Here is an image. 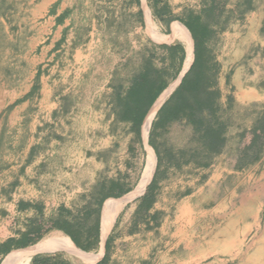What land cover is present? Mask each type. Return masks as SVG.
Masks as SVG:
<instances>
[{"label":"crops","instance_id":"0c3cea01","mask_svg":"<svg viewBox=\"0 0 264 264\" xmlns=\"http://www.w3.org/2000/svg\"><path fill=\"white\" fill-rule=\"evenodd\" d=\"M204 1L162 3L167 16L184 19L187 4ZM13 2L18 8L12 11ZM245 3L252 9L240 17L234 13L217 36L228 40L224 83L231 107L244 110L264 105V77L259 76L264 70V0H226V9ZM167 16L158 21L147 0H0V192L7 202L17 200L15 209H1L0 231L15 218L18 233L23 231L33 211L19 210V203L40 205L44 218L64 207L80 212L82 220L95 207L91 198L119 188L113 194L118 198L105 199L101 206L97 254L84 253L62 232L51 231L34 246L0 256V264H21L28 256L30 264L35 255L53 252H63L73 264H97L107 238V264H264V149L258 160L239 168L229 150L207 168L161 167L152 207L140 220L133 215L155 170V156L145 145L151 125L146 129V120L154 118L179 78L142 124L143 168L150 160L151 169L136 197L143 155L138 149L129 154L128 126L114 123L110 84L127 60L145 54L149 41L150 46L154 41L183 45L182 74L188 69L193 42L180 23H164ZM215 60L220 74L224 65ZM154 214L158 227H153ZM9 238L17 236L0 243Z\"/></svg>","mask_w":264,"mask_h":264},{"label":"trees","instance_id":"16d2710c","mask_svg":"<svg viewBox=\"0 0 264 264\" xmlns=\"http://www.w3.org/2000/svg\"><path fill=\"white\" fill-rule=\"evenodd\" d=\"M154 17L162 21L167 16L165 0H147ZM162 3V6H160ZM249 3L236 5L231 11L226 9V0H206L198 12L188 10L184 19H172L169 15L164 23H180L188 31L193 42V61L181 78L179 85L157 110L148 132L147 145L155 156V170L151 182L144 193L135 201L133 215L140 220L152 207L154 180L160 168L180 170L183 166L193 165L207 168L215 158L229 150V157H235L236 166L252 164L264 149V105L255 107L254 118L249 127L240 128L228 138V125L219 118L221 92L218 88V66L211 48L218 33L227 28L230 17L237 13L240 17L251 10ZM186 52L181 44L155 45L139 57L135 65L132 58L122 68L128 69L125 77L121 70L115 72L110 84L112 90L111 111L114 123L127 125L130 135L128 152L131 156L140 150L144 155L141 127L154 102L171 82L177 79L183 69ZM157 61L160 64H157ZM228 81V80H227ZM229 108L231 97L228 96ZM180 124L190 130L189 145L174 150L165 145L164 137L172 125ZM231 141V144H230ZM229 145H231L229 147ZM143 168V165H142ZM142 171V169H141ZM113 186L106 197L91 198L95 207L83 213H72L60 207L53 216L44 218L42 207L38 204L19 203V210L32 209L33 215L23 224L24 229L17 238H9L0 243V256L11 251L23 250L36 245L51 231L62 232L72 244L84 253H96L99 249V215L105 199H116ZM122 193V190H119ZM92 202L90 203V205ZM2 214L4 212L1 211ZM153 227H158L157 214L151 217ZM146 229L151 227L146 224ZM108 238L103 246V255L97 264H107L109 260ZM1 262V259H0ZM30 264H73L63 252L35 255ZM115 264V263H112Z\"/></svg>","mask_w":264,"mask_h":264},{"label":"rangeland","instance_id":"374dc122","mask_svg":"<svg viewBox=\"0 0 264 264\" xmlns=\"http://www.w3.org/2000/svg\"><path fill=\"white\" fill-rule=\"evenodd\" d=\"M5 4H8V3H5ZM200 4L199 5L197 3L196 4L195 3L187 4V6H188L187 9L188 10H193L195 12H198L199 11L198 6H200ZM17 6H18V4H16L14 6V2H13L12 11L14 10L15 7L17 9L18 8ZM182 38L186 41V45H188V43L190 41L189 38L188 37L186 38L185 36H183ZM226 41H228L226 39V37L221 35L220 37H217L214 42H212L211 48L213 50L214 57L217 58V60H218V62L220 64L224 65L223 70L218 75V79H219V82H220V84H218L219 85L218 87H220V89L222 91V94H223V96L219 100L220 111H219L218 115H219L220 120H222L223 122L227 123V125H228L227 136H228V138H232L233 135L237 132L238 129L250 126V124H251V122H252V120L254 118L253 111L256 108L253 107L252 105H250L249 109L247 107L246 110H244L242 107H236V106L229 108V101H227V98L229 96V86L227 85V83L226 84L224 83L225 82V78H226V76L229 73V49L228 48L226 49V47L223 46L224 42L226 43ZM155 42L156 41H154V44H156ZM150 44H151V42L149 41L147 49L151 47ZM140 55L141 54L137 53L135 57H132L131 60H132V62L135 65L138 64ZM12 60L13 59H11L10 64H13ZM250 62H252V60ZM157 64L159 65L160 62L157 61ZM252 64H253V62H252ZM257 65H258V63L254 62V66L257 67ZM10 71L11 72L12 71L15 72L16 69L12 68ZM127 71H128V69L124 70V68H122V70L120 71L121 75L123 77H125L126 74H127ZM259 72H260L259 76L264 77V70L260 69ZM1 74H2V69L0 67V75ZM177 79H175L170 84L175 83L177 81ZM177 83H175L174 85H171L169 93H171L173 91V89L176 87ZM189 139H190V130H189V128L184 127V126H182L180 124H175V125H172L170 127L169 133L165 135L164 142H165V145L167 147L173 148L174 150H177V149H180L182 147L188 146L189 145ZM230 144H231V141H230ZM145 145H147V141H146ZM230 146L231 145H229V147ZM144 148H146V146ZM144 152H145V154L143 155V158H142V165L143 166H144V163H145L146 150ZM149 154L151 155V152H149ZM141 169H143V168H141ZM0 211H1V209H0ZM0 215H1V213H0ZM9 216H13L12 213ZM9 219H10V217H9ZM17 220H18L17 218H15V220L12 221V222H9V220H7V222H8L7 224L8 225H6V226L4 225V227H6V229L4 231H2V232L0 231V241L4 240L5 238H8L9 236L10 237H16L17 236V233L19 231V227H18V225H19L18 222L19 221L17 222ZM21 225H22V222H21ZM20 228H22V227H20ZM95 254H97V253H95ZM200 264H210V262L209 261H205V262H201Z\"/></svg>","mask_w":264,"mask_h":264},{"label":"bare ground","instance_id":"6f19581e","mask_svg":"<svg viewBox=\"0 0 264 264\" xmlns=\"http://www.w3.org/2000/svg\"><path fill=\"white\" fill-rule=\"evenodd\" d=\"M190 44H191V42L189 41V45H187V47H189L190 46ZM191 47V46H190ZM188 49V48H187ZM153 115L154 114H152L151 116H149L148 118H147V120H146V124H145V128L147 129L148 128V126H149V124L151 123V121H152V119H153ZM151 167V162H150V160H148V164H147V166H146V168H145V170H144V172H143V175H142V177H141V180H140V182H139V184H138V187H137V189H136V191H135V193L132 195L133 197H136V196H139L142 192H143V190H144V187H145V185H146V183H147V180H148V178H149V176H150V168ZM130 199V198H129ZM120 207V205H117V208H119ZM114 208V207H113ZM247 208V207H246ZM250 211V210H249ZM250 213H251V211H250ZM249 213V214H250ZM252 216V215H251ZM254 216V215H253ZM111 217V216H110ZM109 218V217H108ZM258 218V217H257ZM237 219V218H236ZM237 220H239V219H237ZM257 220V219H256ZM111 225V224H110ZM246 225V224H245ZM108 228H109V223L107 222L105 225H104V233H106L107 232V230H108ZM231 228V227H230ZM230 233V232H229ZM235 233V232H234ZM257 234V233H256ZM260 238V237H259ZM233 239V238H232ZM244 241V240H243ZM262 241V240H261ZM260 243V242H259ZM238 245V244H237ZM263 248V247H262ZM243 251V250H242ZM263 251V250H262ZM29 257L30 256H28V257H26L24 260H23V262L21 263V264H26V262L28 261V259H29ZM247 263V262H246ZM250 263V262H249Z\"/></svg>","mask_w":264,"mask_h":264},{"label":"built area","instance_id":"2783aa9c","mask_svg":"<svg viewBox=\"0 0 264 264\" xmlns=\"http://www.w3.org/2000/svg\"><path fill=\"white\" fill-rule=\"evenodd\" d=\"M198 8L200 9V6H198ZM9 205H12L13 209H15L16 205H17L16 198H13L10 202H7L6 199L3 197V195L0 192V209L8 212L7 210H8Z\"/></svg>","mask_w":264,"mask_h":264},{"label":"water","instance_id":"95a60500","mask_svg":"<svg viewBox=\"0 0 264 264\" xmlns=\"http://www.w3.org/2000/svg\"><path fill=\"white\" fill-rule=\"evenodd\" d=\"M182 46H183V45H182ZM183 47H184V46H183ZM184 50H185V52H186V48H185V47H184ZM192 51H193V49H192ZM192 61H193V58H192ZM192 61H191V64H192ZM191 64H190V65H191ZM190 65H189V67H190ZM189 67H188V69H189ZM188 69H187L183 74H182L183 70L180 72V75H179V83H180L181 78H182V77L184 76V74L188 71ZM181 74H182V75H181ZM179 83L177 84V86L179 85ZM177 86H176V87H177ZM176 87H175V88H176ZM164 91H165V90H164ZM164 91H163V92H164ZM163 92H162V93H163ZM162 93H161V94H162ZM158 98H159V97H158ZM156 101H157V100H156ZM160 107H161V106H160ZM147 146H148V145H147ZM148 147H149V146H148ZM153 154H154V153H153ZM146 164H147V162H146ZM143 171H144V168H143V170H142L141 175L143 174ZM41 240H42V239H41ZM8 254H9V253H8ZM8 254H7V255H8ZM7 255H6V256H7Z\"/></svg>","mask_w":264,"mask_h":264}]
</instances>
